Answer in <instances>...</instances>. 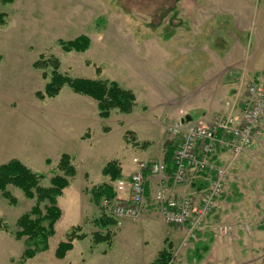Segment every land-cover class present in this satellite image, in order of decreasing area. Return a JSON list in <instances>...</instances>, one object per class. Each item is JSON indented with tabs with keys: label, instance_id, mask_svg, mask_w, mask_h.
<instances>
[{
	"label": "rangeland",
	"instance_id": "obj_1",
	"mask_svg": "<svg viewBox=\"0 0 264 264\" xmlns=\"http://www.w3.org/2000/svg\"><path fill=\"white\" fill-rule=\"evenodd\" d=\"M79 37L89 41L85 51L62 49L60 42ZM54 71L69 79L116 83L133 93V107L127 113L112 110L103 119L94 99L66 85L55 97L40 100L37 94L44 93ZM262 75L264 0H0V166L19 161L43 175L42 188L62 175L57 170L61 155L71 158L76 171L57 198L62 215L48 249L32 259H22L26 238L17 240L15 234L18 218L36 199L8 184L11 205L0 192V264H151L167 249L171 232L169 264H218L222 245L215 258L203 262L194 259V247L207 235L203 231H223L237 216L243 220L236 223L243 241L251 230L264 237V129L251 151L228 167L224 192L199 227H169L156 205H148L152 213L143 220L145 203L136 219L111 214L115 204L130 197L133 159L162 162L177 145L167 133L171 123L186 113L194 121L202 110L211 113V99L218 95L225 102L219 112H226ZM111 161L121 170L113 182L102 175ZM106 183L115 197L95 204L91 190ZM102 215L117 224L98 227L95 221ZM74 227L85 238L74 240L63 259L55 258L56 247ZM96 233H109V242L94 244ZM235 234L236 228L224 243L234 246ZM259 249L256 264H264L263 241Z\"/></svg>",
	"mask_w": 264,
	"mask_h": 264
},
{
	"label": "built area",
	"instance_id": "obj_2",
	"mask_svg": "<svg viewBox=\"0 0 264 264\" xmlns=\"http://www.w3.org/2000/svg\"><path fill=\"white\" fill-rule=\"evenodd\" d=\"M244 91L241 101L229 106L226 112L216 113L208 121L181 123L184 115L171 123L167 133L178 139L171 158V172L166 173L167 166L162 162L133 159L135 171L128 180L130 197L115 204L111 214L119 219H136L139 216L145 203L144 186L148 176H160L163 182L170 180L174 185L204 176L208 186L198 197L191 194L180 198L168 197L161 184L154 199L160 216L169 227H182L188 223L192 229L199 227L224 192L227 166L219 163V154L227 152L232 160L236 159L254 144L261 131L264 75L255 77Z\"/></svg>",
	"mask_w": 264,
	"mask_h": 264
},
{
	"label": "trees",
	"instance_id": "obj_3",
	"mask_svg": "<svg viewBox=\"0 0 264 264\" xmlns=\"http://www.w3.org/2000/svg\"><path fill=\"white\" fill-rule=\"evenodd\" d=\"M60 43L64 51L74 50L76 52H82L87 49L89 41L85 37H79L73 41ZM38 66L39 63L35 65V67ZM53 67L56 69L58 64L54 62ZM65 85L75 94L88 96L94 99L97 102L99 117L103 119L108 118L110 112L115 109L123 113L130 112L135 101L131 91L121 89L116 83L69 79L55 71L50 82L45 86L44 93H38L37 96L40 100L44 98H53ZM173 150L172 147L166 153L167 158L165 162L167 168L170 167V169H172L171 158ZM45 163L50 164V161L46 160ZM57 170L61 172L62 175H55L50 180V186L48 188H42L40 186V181L43 179V175L32 172L19 161L11 160L0 166V192L2 197L7 200L9 204L14 205L15 200L5 190L8 184L20 189L27 199H36V205L30 212L20 216L16 222L19 230L16 232L15 238L17 240L24 237L26 238V248L22 255L23 260L32 259L37 254L45 252L48 249L49 239L55 234L54 225L62 215L60 208L57 206V198L60 197L64 189L69 186L68 179L72 178L76 173L74 166L71 164V158L66 154L61 155ZM120 173L121 170L117 161L108 162L102 169V175L109 177L112 182L120 178ZM90 193L91 200L95 204L100 203L103 199L111 200L115 197L113 188L108 184L92 189ZM41 203L44 204L43 209L40 208ZM95 223L101 228L113 227L117 224L116 221L108 217L106 218L104 215L97 219ZM77 230H79L78 227L72 228L66 237V241L58 244L54 252L55 258L59 260L63 259L66 254L73 249L74 240H83L85 238L84 234L78 235L76 233ZM109 236V233L106 235L96 233L93 235V243H108ZM209 240L210 239L206 242L200 241L196 243L193 256L197 262H200L204 254L208 251ZM171 250L172 245L168 243L167 249H162L151 264L171 263Z\"/></svg>",
	"mask_w": 264,
	"mask_h": 264
},
{
	"label": "crops",
	"instance_id": "obj_4",
	"mask_svg": "<svg viewBox=\"0 0 264 264\" xmlns=\"http://www.w3.org/2000/svg\"><path fill=\"white\" fill-rule=\"evenodd\" d=\"M220 79L218 80L219 84L225 85L227 80L225 79V82H223V80L222 79L220 80ZM225 88H228V85H225ZM230 88H231V86H230ZM233 90L234 89L232 88V90H230V93H231V91L233 93L234 92ZM226 92L228 94L227 89H226L225 93ZM215 95H216L215 93H211V96L214 97ZM223 97H224V95H223ZM221 99L222 98L221 97L219 98V95L215 99L214 98L211 99V103H210V106L212 107L211 113H207L206 110L200 111V116H199L200 119L199 120H201V119L209 120L208 117H211L213 114L218 113L219 110H222L223 103H225V102L222 101ZM227 105L228 104H226V107H227ZM186 114L191 117V113H186ZM261 129H264V121L262 123ZM259 136H261V133ZM252 150H255V148H253ZM248 151H251V150H248ZM166 158H167V154L165 155L164 161H162V163H164L167 166V164L165 162ZM218 161L221 164H224V165L227 164L226 166L228 168V167H231V165L233 166V164H234L233 162L235 160H232V157L230 156L229 153L224 152V153L219 154ZM238 167H241V166H238ZM170 170H171L170 167H168L166 170V173L169 174L171 172ZM134 171H135V169L133 170V172ZM158 179H159V181H157ZM106 184H108V183H106ZM161 184H163L162 187H164L166 195L168 197H174V198H180V197L185 196L187 194H191V195L196 197L201 193L202 190L206 189L208 186L207 178L204 176H199L193 180H189V181H187L183 184H180V185H174L170 180L163 182L161 180L160 176H148L146 183H145V186H144L145 187V207H146V209L143 211L144 212V214H143L144 219L143 220L149 221L150 218H148V217L151 216L152 211H151V209H149L148 205H150V208H152V205L153 206L155 205L154 197H155L156 191L159 189ZM238 187L240 188L239 190L242 191L241 184ZM217 204L218 205L215 209L214 214H217L219 207L221 206V202H219ZM222 217L225 218L223 215H222ZM233 219L236 220V223L238 222L237 224L243 222L242 217L237 216L235 218H232L231 220L233 221ZM236 223L233 226L230 225L227 227L226 226L223 227V228H225V231L220 232L218 230V232L217 233L215 232V234L205 233L203 231L202 234H207V235L202 236V235H200L201 233H198L199 236H202L201 240H203V241L207 240V236L210 239L209 243H208L209 249L204 254V257L200 262H203L205 258H208L210 256H214V252L216 251V249L219 248V245H222V247L219 249L221 256H220V261H218V264L219 263L220 264H256L261 259L259 247H260V241H263V243H264V237H261L262 235H261V232L259 231V229L257 231L251 230L250 232H248V235H247L248 238L245 239V241H243L242 236H240V230L238 229ZM118 225L121 226V223ZM220 228H222V227H220ZM235 228H236V231L238 234V235L235 234L236 235V237H235L236 243L234 244V246H228V244L224 243V240L227 239L226 237H228L231 234L232 230H235ZM257 228H259V227L257 226ZM173 237H174V234L172 232L168 233V238L170 239V242H172ZM166 241H167V239H166ZM167 243H168V241H167ZM240 245H242V246H240ZM231 248H233L235 250L234 254L233 253L231 254ZM214 258H215V256H214Z\"/></svg>",
	"mask_w": 264,
	"mask_h": 264
},
{
	"label": "water",
	"instance_id": "obj_5",
	"mask_svg": "<svg viewBox=\"0 0 264 264\" xmlns=\"http://www.w3.org/2000/svg\"><path fill=\"white\" fill-rule=\"evenodd\" d=\"M192 121L191 117L189 115H186L184 119L181 120V123L190 122Z\"/></svg>",
	"mask_w": 264,
	"mask_h": 264
}]
</instances>
